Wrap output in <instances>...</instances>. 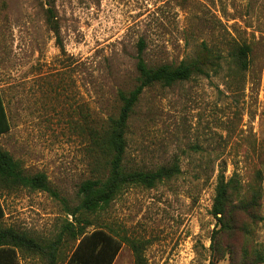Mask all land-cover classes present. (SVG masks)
<instances>
[{"label": "rangeland", "instance_id": "obj_1", "mask_svg": "<svg viewBox=\"0 0 264 264\" xmlns=\"http://www.w3.org/2000/svg\"><path fill=\"white\" fill-rule=\"evenodd\" d=\"M141 40L150 67L194 60L205 48L218 66L144 91L125 167L178 164L180 173L153 188L126 186L106 211L82 217L93 223L87 231L121 241L114 264H264V0H0V93L11 123L0 150L76 206L80 183L93 177L92 138L119 115L118 92L138 84ZM243 46L246 70L234 61ZM222 177L239 231L221 230L212 215ZM0 203V228L44 243L72 220L46 192L0 188ZM75 244L65 239L62 264ZM18 259L44 264L20 250Z\"/></svg>", "mask_w": 264, "mask_h": 264}, {"label": "trees", "instance_id": "obj_2", "mask_svg": "<svg viewBox=\"0 0 264 264\" xmlns=\"http://www.w3.org/2000/svg\"><path fill=\"white\" fill-rule=\"evenodd\" d=\"M48 13L50 15L47 18V23L50 29L57 33L52 12L49 10ZM144 51L145 42L141 40L138 44L136 62L137 86L129 93L118 92L121 102L119 115L110 119L105 133L92 138L93 177L80 183L76 206L71 207L67 201L60 197V194L51 187L44 173L26 175L12 155L0 150V188H25L46 192L57 200H62L68 216L72 217V220L64 222L57 238L48 243L40 242L24 232L0 228V264H20L19 250L40 256L44 260V264H62L60 248L65 239H71L76 244L64 264H114L122 248L121 241L101 228L88 232L87 228L91 227L93 223L82 217L106 211L126 186L142 185L153 188L157 183L180 173L178 164L163 166L155 171L129 170L125 167L129 121L146 89L155 85L172 87L177 83L189 81L194 75L206 74V69L218 66L219 57L213 56L210 50L205 48L203 54L194 60L182 62L176 66L163 64L150 67L144 58ZM249 53L248 46L240 47L234 53L235 64L242 70H246L249 65L247 60ZM10 130V118L4 98L0 93V136ZM231 189H233L231 183L225 182L223 177L218 180L212 209V215L219 221L221 230L225 229L228 233L240 230V224L235 220L233 208L229 207ZM244 211L250 213L248 208H245ZM3 217L4 209L0 203V219ZM216 234L212 236L213 258L217 253H220L219 247L215 248L217 245ZM229 251L233 253V251ZM211 264H215L214 259Z\"/></svg>", "mask_w": 264, "mask_h": 264}]
</instances>
